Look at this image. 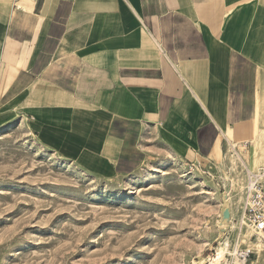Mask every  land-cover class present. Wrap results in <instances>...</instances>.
<instances>
[{"label":"crops","instance_id":"0c3cea01","mask_svg":"<svg viewBox=\"0 0 264 264\" xmlns=\"http://www.w3.org/2000/svg\"><path fill=\"white\" fill-rule=\"evenodd\" d=\"M10 2L0 93L42 146L113 178L155 139L188 161L218 140L264 173V0H54L37 44L46 1Z\"/></svg>","mask_w":264,"mask_h":264},{"label":"rangeland","instance_id":"374dc122","mask_svg":"<svg viewBox=\"0 0 264 264\" xmlns=\"http://www.w3.org/2000/svg\"><path fill=\"white\" fill-rule=\"evenodd\" d=\"M45 1L36 44L54 14V0ZM36 34L22 36L21 67L31 63ZM14 88L0 93V264H193L221 238L233 253L237 243L251 249L245 262L264 264V245L258 250L252 232L232 224L244 198L234 179L245 187L246 174L231 172L223 147L222 159L188 161L155 139L135 170L106 178L38 143L14 107Z\"/></svg>","mask_w":264,"mask_h":264},{"label":"bare ground","instance_id":"6f19581e","mask_svg":"<svg viewBox=\"0 0 264 264\" xmlns=\"http://www.w3.org/2000/svg\"><path fill=\"white\" fill-rule=\"evenodd\" d=\"M14 121V119L9 120L8 123ZM8 126V125H7ZM226 140V139H225ZM223 144V143H222ZM227 146V153L226 154V158L228 161V164L230 166L231 172H236L239 173L240 169L243 167H247L245 166V161L243 158H241V156L236 152V150L232 149V146L229 145V143L226 145ZM222 148L218 145V140L216 141L214 148L211 151V154L215 157V158H220L222 159ZM224 154V155H225ZM207 157V156H206ZM205 160V159H204ZM221 161V160H220ZM224 163V162H223ZM220 165V164H219ZM227 165V164H226ZM252 166V164H251ZM256 166H252V170H256L255 169ZM229 169V168H228ZM230 173V172H229ZM261 172H259L260 174ZM232 174V173H231ZM233 177V176H232ZM242 179V178H241ZM232 180V179H230ZM231 182V181H230ZM233 182V181H232ZM234 183L238 186V190L240 192L244 191V187L240 186L238 184V180L234 179ZM242 185V184H241ZM240 199V198H239ZM240 201V200H239ZM243 208V207H242ZM228 209H230V207H228ZM233 216V217H232ZM232 218L238 219V224L236 223H232L233 225H237L238 230H239V234H244L245 233V227H242L241 225V220H242V213L240 214V216H238L237 218L234 217V214H232ZM249 231V230H247ZM250 234V233H249ZM248 235V234H247ZM255 235L250 234V236ZM249 236V237H250ZM256 242H250L254 247H256L258 250H261V246L264 245V233L259 232L256 235ZM249 244V243H248ZM229 241L227 240V238H221L218 240V245L216 247H214L215 253L213 255H209V256H204L201 257L199 259H196L193 264H225L226 263V255L227 254H231L233 255V262L234 264H245L243 260H241L238 256V250H239V244L237 243L235 245L234 248V253L230 251L229 247Z\"/></svg>","mask_w":264,"mask_h":264},{"label":"built area","instance_id":"2783aa9c","mask_svg":"<svg viewBox=\"0 0 264 264\" xmlns=\"http://www.w3.org/2000/svg\"><path fill=\"white\" fill-rule=\"evenodd\" d=\"M232 149H235V146H232ZM189 167L197 169L195 162L190 163ZM244 170L246 177L241 225L245 227V230L255 234L251 237L256 238L259 232L264 233V173H255L247 168H244ZM251 253V249L244 248L238 251V256L241 260L246 261Z\"/></svg>","mask_w":264,"mask_h":264}]
</instances>
